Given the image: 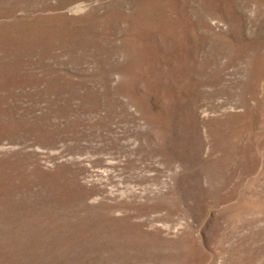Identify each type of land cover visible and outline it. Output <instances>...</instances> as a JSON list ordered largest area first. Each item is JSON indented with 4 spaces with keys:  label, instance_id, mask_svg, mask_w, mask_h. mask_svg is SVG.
Here are the masks:
<instances>
[{
    "label": "rangeland",
    "instance_id": "1",
    "mask_svg": "<svg viewBox=\"0 0 264 264\" xmlns=\"http://www.w3.org/2000/svg\"><path fill=\"white\" fill-rule=\"evenodd\" d=\"M0 264H264V0H0Z\"/></svg>",
    "mask_w": 264,
    "mask_h": 264
}]
</instances>
